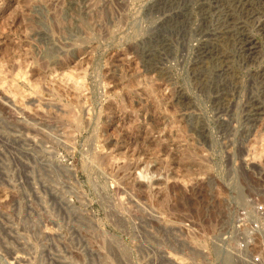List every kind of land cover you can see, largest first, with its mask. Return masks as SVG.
I'll list each match as a JSON object with an SVG mask.
<instances>
[{
	"label": "rangeland",
	"instance_id": "obj_1",
	"mask_svg": "<svg viewBox=\"0 0 264 264\" xmlns=\"http://www.w3.org/2000/svg\"><path fill=\"white\" fill-rule=\"evenodd\" d=\"M264 167V0H0V264H215Z\"/></svg>",
	"mask_w": 264,
	"mask_h": 264
},
{
	"label": "built area",
	"instance_id": "obj_2",
	"mask_svg": "<svg viewBox=\"0 0 264 264\" xmlns=\"http://www.w3.org/2000/svg\"><path fill=\"white\" fill-rule=\"evenodd\" d=\"M257 185L218 228L213 240L215 264H264V167L254 173Z\"/></svg>",
	"mask_w": 264,
	"mask_h": 264
}]
</instances>
